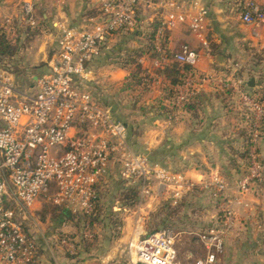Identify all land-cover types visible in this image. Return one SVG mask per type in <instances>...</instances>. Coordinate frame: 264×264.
Listing matches in <instances>:
<instances>
[{"label": "built area", "instance_id": "1", "mask_svg": "<svg viewBox=\"0 0 264 264\" xmlns=\"http://www.w3.org/2000/svg\"><path fill=\"white\" fill-rule=\"evenodd\" d=\"M36 1L21 3L23 20L31 30L45 33L35 13ZM142 5L150 6L151 2L97 0L99 21L91 28L77 29L64 22L53 24L58 36L57 50L48 63V71L37 79L35 89L19 91L11 74L0 70V264H34L37 258L35 242L18 222L16 208L6 206L9 199L24 209L45 199L70 214H90L110 166L117 168L120 179L128 186L138 187L137 210L149 198H156L159 190L175 206L195 187L185 174L170 172L147 156L132 153L126 142V126L115 119L110 108L81 87L89 81L87 66L99 54L102 41L120 30L133 29ZM161 8L154 36V51L160 56L155 60L156 68L169 62L162 43L177 24H186L198 38L207 30V11L199 0L188 7L167 0ZM239 20L245 25L264 24V10L254 1H247ZM198 59L199 54L188 45L173 56L175 62L190 67L175 90V107L182 111L198 94L199 86L209 83L234 93L246 108L249 121L248 166L243 174L233 183L213 176L200 184L210 190L213 198L224 200V208L216 227L196 234L195 243L202 255L193 264H218L226 239L239 222L233 203L249 194L264 176V159L258 150L264 105L249 91L247 82L197 73ZM145 81L150 83L149 79ZM229 192L233 197L228 200ZM138 216L125 248L128 263L177 264L174 234L169 229L148 234L142 225L145 215ZM82 235L91 239L88 224Z\"/></svg>", "mask_w": 264, "mask_h": 264}, {"label": "crops", "instance_id": "2", "mask_svg": "<svg viewBox=\"0 0 264 264\" xmlns=\"http://www.w3.org/2000/svg\"><path fill=\"white\" fill-rule=\"evenodd\" d=\"M23 1L0 0V19L6 20L3 25L8 26L10 39L15 38L17 31L15 23L10 21L19 17V5ZM165 1L167 0H150V6L142 5L136 21V28L141 25V28L145 29L136 35L143 41L144 46L143 57L139 61L142 68L152 76L159 68L155 67L156 59L151 57L154 51V37L153 51L148 50L147 47L150 32L146 28L147 26L156 28L157 20L163 12L161 4ZM171 1L188 7L198 0H185L187 3H182L184 0ZM251 1L260 7H264V0ZM199 3L207 11L205 34L202 38H198L186 24H177L168 32L169 51L174 56L180 52L182 46L188 45L199 54L198 62L195 65L197 73L231 77L225 73V70H234L238 66V63L234 62L231 56L245 55L252 50L258 52L264 49V24H243L238 17L225 13L222 5L218 4V0H199ZM35 13L40 24L44 27L45 33L38 32L39 35L30 41L25 43L22 41L24 48L20 53L18 67L23 71H33L34 74L31 76L33 82H36L40 76L48 71V63L57 50V31L52 28V25L64 22L77 29H89L91 28L89 27L90 23L98 19L99 10L97 0H37ZM122 33L127 34L126 31L116 32L106 40L105 44L100 46L99 54L88 63L87 68L91 75L89 81L86 82L94 81V79L103 82L99 76L102 67L98 61L104 54H109L118 48L115 43ZM19 36L21 40H24L22 34ZM114 67L116 68L115 71L110 73L111 81L122 82L129 77L130 65ZM167 84L168 82L164 78L155 75L150 80L148 91L139 92L142 100L147 98L146 102L151 104L148 105L146 111L149 112V116H153L154 125L148 135L142 138L141 144L146 151L143 155L147 156L151 162L156 160L157 165L170 172L185 174L195 184V189H200V184L213 176H219L230 183L238 179L242 175L241 168L243 165L240 153L246 144L243 136L244 129L248 128L249 123L248 112L238 101V97L229 90L203 83L199 86L198 94L191 99L190 111H186L185 107L179 111L175 107L173 99L169 102L165 96L164 88ZM32 88L34 89V87H30V89ZM249 89L254 91L255 84L253 88ZM258 150L260 157L264 159V137L258 144ZM154 152L158 154L157 159L153 157ZM114 169V166H110L105 178L106 182H111L113 179L112 172ZM192 192L193 190L187 193L184 198ZM226 197L229 200L233 196L229 192ZM159 202L170 204L167 194L163 190H159L156 198H149L141 209L135 208L131 212L132 214L130 213L131 216H126L124 224L119 228V237L111 238L113 245L109 252L106 251L103 254L93 252L92 247L86 252L80 245L76 248L77 253L74 258H62L50 254L45 260L40 254L34 264H110L113 261L117 262L120 259L118 248L123 245L125 251L126 244L137 225L134 215H149L155 210ZM41 205L40 200L31 208V211L39 212L42 208ZM253 208L258 211L257 215L262 219L261 223L264 226V192L257 187H254L240 201L233 203L238 221H241V218L239 219L240 212L248 213ZM47 236L50 239L55 238L54 233ZM100 237V235L99 238L97 237L96 243L100 244ZM260 239V243H262V238L260 237ZM262 245L264 246V244ZM262 258L264 259L260 255V263L264 261Z\"/></svg>", "mask_w": 264, "mask_h": 264}, {"label": "rangeland", "instance_id": "3", "mask_svg": "<svg viewBox=\"0 0 264 264\" xmlns=\"http://www.w3.org/2000/svg\"><path fill=\"white\" fill-rule=\"evenodd\" d=\"M218 1V4L222 5L221 7H223L225 13L227 12L228 15H234L239 18L240 10L244 3L251 0ZM183 2L187 3L185 0ZM19 11V17L15 18V21L12 19L10 22L15 23L14 25L17 30H24L26 24L23 20L21 4L19 5ZM4 21L6 22V20L0 19V26L4 24ZM97 21H99V16L95 22L90 23L89 27H92ZM136 26L137 24H135L132 31L128 29L122 30L126 31L127 34L124 35L122 33L121 37L119 36L115 43V46L118 48L109 54H104L98 61V64L102 67L99 72L101 75L99 76L103 82H98V80L94 79V81L85 82L81 87L89 91L100 103L109 107L115 119L127 126V146L132 153L143 155L146 151L141 144L142 138L148 135V132L154 126L153 116H149V112L146 111L148 105L150 106L151 104L146 102L147 98L142 100L139 93L142 86L137 88L133 82H128L129 77L122 82L110 80V73L116 69L114 66L120 67L126 60L141 65L139 60L143 57L144 46L143 41L137 38L136 35L145 29H142L141 25H138L137 28ZM146 29H149L150 32L151 28L147 26ZM130 36L133 37L129 38ZM231 59L238 63V66L234 70L226 69L225 73L231 75L235 81L250 82L253 80L255 90L250 92L261 95L264 92V49L258 52L252 50L245 55L231 56ZM15 62L14 60L13 63ZM11 65L13 66V64ZM134 68L135 66L131 65V72ZM0 70L4 71L1 62ZM8 73L11 74L15 86L19 91H29L30 87H34L35 89L36 82H33L31 78L34 74L33 71H23L22 69L12 67V70ZM33 91L35 92V90ZM157 156L158 154L154 152V159H157ZM153 163L157 164L158 162L155 160ZM112 178L111 182L101 183L100 205L102 207V217L99 218L97 225L93 229L94 235L98 238L99 235L101 237L99 239L100 244L96 243L93 238L92 251L100 254L106 251L109 252L113 245L111 244V238L115 239L120 235L113 231L112 226L119 225L121 227L125 222V217L131 216V212L138 207V204L131 207L125 205H128V199L126 200L124 197L128 195L126 192L130 186L120 179L116 167L112 172ZM199 188L193 190L190 195H187L181 208H178L177 211L175 209H167L166 202H159L154 211L144 216V232L150 234L169 229L174 234L177 264H193V261L202 255L201 249L195 243L196 234L216 227L219 214L224 208V204L220 205V202H217L212 197L210 190ZM41 203L43 205L50 204L45 199H41ZM6 206L16 208L17 220L21 224L22 229L35 242L37 256L41 254L45 260L50 254L58 255L62 258L75 256L77 253L75 244L78 245L81 242L82 228L80 231L76 230L66 221L61 220L59 222L53 220L49 214L43 217L45 219L43 221L40 215L31 211V209H24L15 204L11 199L8 200ZM257 212L254 208L248 213L240 212L241 216H239V219L241 218V221L237 223L234 231L227 237L224 253L220 256L218 264L264 263V261L263 263L259 262V256L264 257V246L262 245L263 243H260L264 226ZM134 217L137 220L139 216L134 215ZM51 233H54L55 238L50 239L47 236L51 235ZM61 235L64 237H61ZM118 250L119 261H113L110 264H129L124 246H120Z\"/></svg>", "mask_w": 264, "mask_h": 264}, {"label": "trees", "instance_id": "4", "mask_svg": "<svg viewBox=\"0 0 264 264\" xmlns=\"http://www.w3.org/2000/svg\"><path fill=\"white\" fill-rule=\"evenodd\" d=\"M140 8L141 6H139L137 10L136 19L138 18ZM262 9L264 10V7H262ZM155 32H156V28L151 26L150 33L148 34V46H147L148 50L150 51H153V37L155 35ZM20 34L24 36V40H21L19 36ZM37 35H39L37 31L31 30L27 25H25L24 30H17L15 38L10 39L8 26L7 25L0 26V62H1V65L4 71L9 72L10 70H12V67L19 69L18 68L19 61H20L19 58H20V53L24 48V43L30 41ZM22 41H24V43ZM105 42L106 41H102L101 45L105 44ZM168 44H169V36L168 34H166L164 36L162 47L165 50L169 63L165 64L162 68H159L158 70H156L153 73V75L161 76L168 82L167 86L164 88V91H165L166 98L170 102L173 99L176 88L182 83L184 73L188 71L190 67L187 65H180L179 63L173 60V55L169 51ZM151 57H153L154 59H159L160 56L157 52L153 51L151 54ZM14 60L16 61L15 63H13ZM11 64H13V66ZM124 65H130V66L134 65L135 66L134 70L129 75L128 82H133V84H135L137 88H140L142 86L141 91L147 92L148 85L150 83L146 82L145 80L146 79L152 80V75L147 70L143 69L141 65L134 63L130 60H126L125 62H123L122 66ZM249 91H252V89H249ZM255 95L257 96L258 100L264 105V92L261 95L260 94L259 95L255 94ZM191 103H192V100L188 102V104L185 106L186 111H190ZM1 128H2V124L0 123V129ZM261 132H262V137H264V122L261 128ZM127 136L128 134L126 132V137ZM243 136H244L246 144L243 148L242 153H240V158L243 161V165L241 168L242 174L248 166L249 145H250L248 128L244 129ZM238 170L240 169L238 168ZM103 182L105 183L106 180H103L101 183ZM100 186L101 184L98 187V199H97L94 211L90 214H76V215L71 214L70 216H68L64 209L60 207H56L52 205L50 202H49L50 204H44V205L42 204V208L39 212H37V214L40 215L43 221L45 220L43 217H46L49 214L53 220H57L59 222H61V220L66 221L68 224H71L76 230H79V231L81 228L83 230V227L86 224H88L91 235H92L91 240L88 241L84 239L82 232H81V235H82L81 240H80L81 242L78 245L75 244L76 248H78L81 245L83 250L88 252L90 248L93 246L92 243L94 242V239L95 241L97 239V237L93 233V229L97 225L99 218L102 217V207L100 205ZM256 187L264 192V176L261 179V181L256 183ZM195 188L196 187H194L193 190ZM126 193H128V195L127 196L125 195L124 199L126 200L128 199L127 200L128 205L127 204L125 205L129 207L137 205L138 198H139L138 197L139 196L138 187L130 186L128 187ZM185 199L186 198L183 197V199L175 206H172L167 202L165 203V205L168 206L167 209L169 210L175 209L177 211L178 208H181V205L183 204ZM215 200L217 202H220L219 203L220 205L223 204V201L220 198H216ZM169 207H172V208H169ZM221 218H222V213L219 214L218 219H221ZM112 228L114 232L119 234V228H120L119 225H114L112 226ZM61 237H64V236L61 235ZM261 238H262V243L264 244V234L261 236ZM70 257L74 258V256H70Z\"/></svg>", "mask_w": 264, "mask_h": 264}, {"label": "water", "instance_id": "5", "mask_svg": "<svg viewBox=\"0 0 264 264\" xmlns=\"http://www.w3.org/2000/svg\"><path fill=\"white\" fill-rule=\"evenodd\" d=\"M248 87H249V88H253V87H254V82H253V80H251L250 82H248ZM65 212L67 213L68 216H70V213H69L67 210H65Z\"/></svg>", "mask_w": 264, "mask_h": 264}]
</instances>
